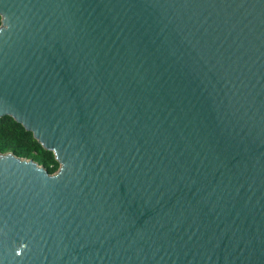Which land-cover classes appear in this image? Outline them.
<instances>
[{
    "label": "water",
    "instance_id": "obj_1",
    "mask_svg": "<svg viewBox=\"0 0 264 264\" xmlns=\"http://www.w3.org/2000/svg\"><path fill=\"white\" fill-rule=\"evenodd\" d=\"M0 14V264H264V0Z\"/></svg>",
    "mask_w": 264,
    "mask_h": 264
},
{
    "label": "trees",
    "instance_id": "obj_2",
    "mask_svg": "<svg viewBox=\"0 0 264 264\" xmlns=\"http://www.w3.org/2000/svg\"><path fill=\"white\" fill-rule=\"evenodd\" d=\"M1 24L0 14V26ZM6 152H13L22 158H34L51 173L60 168L55 152L44 148L33 132L9 115L0 118V153Z\"/></svg>",
    "mask_w": 264,
    "mask_h": 264
}]
</instances>
